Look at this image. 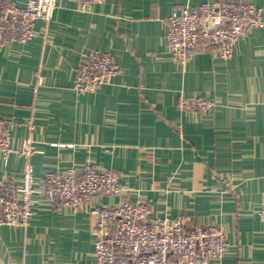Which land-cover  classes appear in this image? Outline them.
<instances>
[{"label":"crops","instance_id":"1","mask_svg":"<svg viewBox=\"0 0 264 264\" xmlns=\"http://www.w3.org/2000/svg\"><path fill=\"white\" fill-rule=\"evenodd\" d=\"M211 1L100 0L82 11L76 0H56L29 41L0 42V119L11 124L12 147L34 148L6 166L0 156V179L21 184L28 165L37 184L46 171L87 162L113 169L124 197L149 203L151 217L219 226L229 246L210 264H264V26L238 39L227 59L203 42L180 64L165 46L173 10ZM249 1L264 21V0ZM90 52L110 54L118 72L77 94L75 70ZM181 96L215 105L186 113ZM35 197L27 227L0 226V264H93L89 216Z\"/></svg>","mask_w":264,"mask_h":264},{"label":"built area","instance_id":"2","mask_svg":"<svg viewBox=\"0 0 264 264\" xmlns=\"http://www.w3.org/2000/svg\"><path fill=\"white\" fill-rule=\"evenodd\" d=\"M85 11L100 0H76ZM56 0H0V42L25 43L34 35L37 21L48 24ZM264 26L261 10L249 0H214L183 6L168 18L165 46L171 58L185 64L203 42L218 48L220 56H231L235 42ZM118 68L108 53L86 54L75 70L72 89L77 94L94 93L111 82ZM40 78L38 84H40ZM214 102L196 96L179 98L186 113H208ZM33 127L27 123L28 130ZM8 120L0 119V156L6 166L11 154L29 156L34 148L20 150L10 145ZM37 184L26 166L21 184L7 176L0 179V226L27 227L34 215L36 194L53 206L72 212H85L92 222L93 264H210L221 260L229 246L219 226L189 227L183 217H151V206L144 200L125 198L113 169L99 171L89 162L80 169L62 173L46 171ZM38 185V187H37ZM104 197L119 198L115 204ZM264 219V206L259 209Z\"/></svg>","mask_w":264,"mask_h":264}]
</instances>
